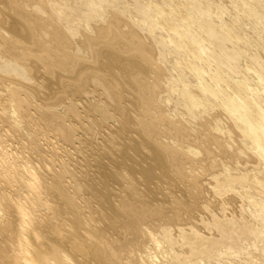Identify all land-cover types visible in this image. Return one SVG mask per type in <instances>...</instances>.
Masks as SVG:
<instances>
[{
	"label": "bare ground",
	"instance_id": "6f19581e",
	"mask_svg": "<svg viewBox=\"0 0 264 264\" xmlns=\"http://www.w3.org/2000/svg\"><path fill=\"white\" fill-rule=\"evenodd\" d=\"M107 1L0 0V264H207L247 241L264 264V104L219 84L245 34L197 0Z\"/></svg>",
	"mask_w": 264,
	"mask_h": 264
},
{
	"label": "rangeland",
	"instance_id": "374dc122",
	"mask_svg": "<svg viewBox=\"0 0 264 264\" xmlns=\"http://www.w3.org/2000/svg\"><path fill=\"white\" fill-rule=\"evenodd\" d=\"M103 1H105V0H103ZM106 1H107V0H106ZM108 1H109V0H108ZM108 1H107V2H108ZM110 1H113V0H110ZM110 1H109L108 3H113V2H110ZM118 1H119V0H116V2H117V7H120V8H121V7L123 6V8L125 9L124 6L127 5L126 8L130 7V8L128 9V11H129L128 14H130V12H131L130 16H131V15L134 16V17L137 16V15H133V14H132V13H133L132 11L135 12V9L133 8L134 6H132V5H134V4H130V6H128L129 3L127 4L126 1L123 2V0H121L120 2H122V4H120ZM141 1H142V0H141ZM145 1H146L147 4H148V5H145V6H149V3H150L149 0H145ZM145 1L143 0L142 3L146 4ZM150 1H152V0H150ZM153 1H154V0H153ZM155 1H157V0H155ZM155 1H154V3L151 2L150 5H152V3H153V4L159 3V2H156V3H155ZM158 1H160V0H158ZM170 1H171V0H169V3H168V0L160 1L161 3H160L159 5L163 4V6L166 8L167 5L170 6ZM173 1H174V0H173ZM173 1H171V4H172ZM184 1H185V0H184ZM202 1H203L204 3H203ZM229 1H230V0H228V1L226 0V2H225V0H217V1H216V0H201V1H200V0H197V6H199V7H201V8H203L204 6H205V7L208 6V7H212V8H214V9L217 10L218 12H219L218 8H221V9H222L223 12L220 10V11L222 12V16H220L221 19H219V20H221V22H220L219 20H217V19L215 20V18L213 19V20L217 21L218 23L220 22L219 25L215 22L219 27H223V26H224L223 21H225V20H228V21L225 22V24L228 23V22L234 21L235 24H236V26H237V27L235 26L236 29H238V30L241 31V32H240V31H237V30H236L235 32H236V33H237V32L241 33V34H240V35H241V38H242V36L245 34V35L243 36V38H242V39H243L242 44L239 43L240 46L238 45L239 47H236V48L242 52V53L240 52L241 54H245L246 56L244 55V56H245L244 59H243V58H242V59L240 58V60L237 62V65H238V66L235 64V65H236L235 67L237 68V71L235 70V72H234V70H231L233 74H234V73H235V74L237 73L238 75H235L234 77H233V75H232V77H231V74H232V73H231L230 76H229L228 72L226 73V71H223V73L220 75V82H219V84H221V83L223 82V84L220 86V88H224V87H225V83L228 81V78H229V77H230L231 79L234 78V80L236 79L235 81L237 82V80H239V81L243 80V79H244L243 76H245V78L247 79L246 81L249 82V83H248V87L250 88V90H251V89L254 90V91L251 90V92L255 93V90H257L256 93H258V95H256V96H257V98H259V97H260V98H259V99H256V98H254L255 96L253 97V96H251V95H250V98L253 99L254 104L258 103L257 106H259V105H261V104H264V97H263V91H262V90L264 89V86H263V84L260 83L259 80L256 79V78L258 77V78L263 82V81H264V76L261 75V76H262V77H261V76L259 75V76L261 77V78H260L259 76H257V75L254 74V71H253V70H252V71H251V70L248 71V69H247V70L245 71L244 69H246V65H247L248 67H249V66H252V67H253V65H251V64H253V63H251L252 61H251L250 59H248V56H247V55H257V56H260V60H259L260 63H259V64H261V66L264 64V60H263V58H264L263 55H264V54H263L262 52H260V50L262 49L261 47L264 46V33H263V32H264V26H263V25H264V21L261 22V20L256 19V18H255V19L252 18V20H251V18L249 17L248 12H246V13H243V12H242V9H241V8H242V5H241L242 3H240L239 0H238V1H237V0H235V1L231 0L230 2H229ZM107 2H106V3H107ZM162 2H165V3H162ZM166 2H167V3H166ZM199 2H200V3H199ZM231 2H232V3H231ZM238 2L240 3V4H239L240 6H238ZM233 3H234V4H237V5H234ZM165 4H166V5H165ZM202 4H203L204 6H202ZM206 4H207V5H206ZM119 5H120V6H119ZM182 5H184L183 2H182ZM229 5H231V6H229ZM161 6H162V5H161ZM171 7L174 8L173 5L170 6V8H171ZM229 7H230L231 9H230ZM234 7H235V8H234ZM236 7H237V8H236ZM239 7H241V8H239ZM170 8H169V9H170ZM216 8H217V9H216ZM133 9H134V10H133ZM223 9H224V10H223ZM233 9H235V10H233ZM225 11H226V12H225ZM235 11H236V12H235ZM150 12H151V11H150ZM239 12H240V13H239ZM152 13L154 14V11H153ZM152 13H149V16H150L151 18H152V16H153V18L156 17V13H155L154 15H153ZM235 13H236V14H235ZM134 14H135V13H134ZM136 14H137V12H136ZM150 14H152V15H150ZM180 15H181V14H180ZM233 16H237V17H236V18H237V22H236V20H235L236 18H234ZM246 16H247V17H246ZM214 17H215V16H214ZM226 17H229V18L231 17V18L229 19V18H226ZM232 17L234 18V20H232V19H233ZM238 17H239V18H238ZM153 18H152V19H150V18L148 19V18H147L148 21L146 20V22H143V23H142L141 27H143L144 31H145V30L148 31L149 28H151V29L153 28V29H154V26H153V25H152L153 27H152L151 25H149V23L151 22V20H153ZM135 19H138V18H135ZM155 19H156V18H155ZM240 19H244V20L246 19V20H245V22H244V20H242V22H241ZM230 20H231V21H230ZM239 20H240V21H239ZM248 20H249V21H248ZM149 21H150V22H149ZM155 21H156V20H154V21L151 22L150 24L155 23ZM253 21H254V22H253ZM248 22H249V24H248ZM144 23H145V24L147 23L146 26H147V28H148V26H149L148 29L146 28V26L144 25ZM237 23H239V24H237ZM241 23H242V24H241ZM244 23H245L246 25H245ZM243 24H244V25H243ZM247 24H248L249 26H248ZM257 24L259 25V27H258ZM154 25H155V24H154ZM238 25H239V26H238ZM254 25H255V26L257 25V26H256L257 28H256ZM144 26H145V27H144ZM241 26H242V27H241ZM250 26H252V27H251V30H252V31H250ZM253 26L255 27V29H253ZM198 27H199V26H198V23L196 22V20L193 19V23H192V25H191V27H190V29H191V31H192L191 34L194 33L195 36L197 35V33L199 34L200 29H198ZM238 27H239V28H238ZM243 27H244V28H243ZM247 27H248V28H247ZM262 27H263V28H262ZM155 28H158V27H155ZM241 28H242V29H241ZM141 29H142V28H141ZM143 29H142V30H143ZM258 29H259V30H258ZM155 30H156V29H155ZM155 30H154V32H158V34L155 35V36H157V37L159 38V36L161 35V37H160L161 40L164 39V41H163V40H162V41H163V42H166V41H167V40L165 41V38H166V37H164V35H165V36L168 35V34H167V35L164 34V33L166 32V30H161V31H160V27H159V29H157V30H159V31H157V30L155 31ZM162 31H163V32H162ZM198 31H199V32H198ZM248 31H249V32H248ZM253 31H254V32H253ZM256 31H257L258 33H257ZM159 33H160V34H159ZM200 33H201V34H199L198 36H199V37L201 38V40L203 41V45H204V51H203L204 54H203V55L207 56V58H206L205 60L203 59V61H200V62H201L203 65H205L206 67H208V73H210L209 71L214 70L215 67H216V60H215L214 55H215L216 52H217V47L214 45V43H213L210 39H208V37H207L206 34H203L202 32H200ZM239 33H238V34H239ZM242 33H243V34H242ZM262 33H263V34H262ZM247 34H248V35H247ZM258 35H259V36H258ZM255 36H256V37H255ZM260 36H261V37H260ZM168 37H169V36H167V39H168ZM247 37H248V38H247ZM258 37H260V39H259ZM246 38H247V39H246ZM254 38H255V39H254ZM261 38H262V39H261ZM247 40H248V41H247ZM250 40H251V41H250ZM261 41H262V42H261ZM250 42H251V43H250ZM254 42H255V43H254ZM258 42H259V43H258ZM166 43H167V45H168V42H166ZM262 43H263V44H262ZM250 44H251V45H250ZM254 44H255V45H254ZM165 45H166V44H165ZM246 45H247V46H246ZM256 45H257V46H256ZM258 45H259V46H258ZM242 46H244V49H243ZM255 46H256V47H255ZM248 47H250V48H248ZM252 47H253V48H252ZM259 47H260V48H259ZM171 48H172V47H171ZM171 48H168V52H169V53L167 52V55L169 54V55H168V58H167V55L165 56V58H167V59L169 60V62H170V60H171V62H172V60L175 62V59H177L176 56L180 54V53L178 54V52H180V51L177 50V51H178V52H177V51H175L176 48H175V49H173V48L171 49ZM234 48H235V47H234ZM178 49L181 50V53L183 52L182 49H180V48H178ZM241 49H242L243 51H242ZM259 49H260V50H259ZM169 50H170V51H169ZM244 50L247 51V52L249 51V52H248L249 54H248L247 52H244ZM257 50H259V51H257ZM262 50H263V49H262ZM262 50H261V51H262ZM256 51H257V52H256ZM243 52H244V53H243ZM250 52H251V53H250ZM175 53H177V54H175ZM170 54H171V55H170ZM174 54H175V55H174ZM206 54H207V55H206ZM259 54H260V55H259ZM261 54H262V55H261ZM183 55H184V53L181 54V55H179L178 58L180 57L181 60H182L183 57H184ZM261 56H262V57H261ZM171 57H172L173 59H172ZM242 57H243V56H242ZM169 58H170V59H169ZM180 58H179V59H180ZM184 58H185V57H184ZM245 58H246V59H245ZM261 58H262V59H261ZM167 59H165L166 63H167V61H168ZM179 59H177V60H179ZM177 60H176V61H177ZM247 60H249V61H247ZM262 60H263V61H262ZM179 61H180V60H179ZM179 61H178V62H179ZM169 62H168V63H169ZM239 62H240L241 65L239 64ZM242 63H243V64H242ZM248 63H249V64H248ZM250 63H251V64H250ZM172 64H173V63H172ZM172 64L169 63V65H172ZM245 64H246V65H245ZM239 65H240V68H238ZM258 66H260V65L257 64V65H255L254 67L256 68V67H258ZM261 66H260V67H261ZM260 67H259V68H260ZM249 68H250V67H249ZM259 68H258V69H259ZM263 68H264V65H263ZM209 69H210V70H209ZM242 69H243V70H242ZM226 70H227V69H226ZM228 71H229V70H228ZM244 71H245V72H244ZM248 72H250V73H248ZM252 73H253V76H252ZM255 73H256V72H255ZM256 74H258V73H256ZM262 74H264V73H262ZM182 75H184V73H183ZM239 75H240V76H239ZM236 77H237V78H236ZM238 77H240V78H238ZM255 77H256V78H255ZM185 78H186V76H185ZM185 78H183V79H185ZM207 79H208V77H207ZM187 80L189 81L188 78H186V81H187ZM190 80H191V79H190ZM234 80H233V79L231 80L230 84H231L232 86L230 85L231 88H230V86H229V90L235 88V87H234V85H235V81H234ZM239 81H238V82H239ZM258 83H260V85H259ZM236 85H237V84H236ZM236 85H235V86H236ZM256 85H257V87L262 85V86H261L262 88H260L259 90H258V89H253V88L256 87ZM258 88H259V87H258ZM261 89H262V90H261ZM260 90H261V91H260ZM259 91H260V92H259ZM261 92H262V93H261ZM243 93H244V92H243ZM246 93H247V92H246ZM246 93H245V94H246ZM259 93L262 94V95H260ZM247 95H248V93H247ZM252 95H253V94H252ZM258 96H259V97H258ZM259 102H260V104H259ZM261 108L264 110V105H263V107L261 106ZM177 113H178V112H177ZM178 115H180V113H178ZM223 119H224V120H222V121H223L222 123H223V124L225 123L224 125H225V127H227L228 124H227V122H226V119H225V118H223ZM8 143H9V142H8ZM241 191H242V190H241ZM248 207H249V206H245V208L249 210ZM249 211H252V210L250 209ZM261 224H262V223H261ZM261 224H260V226L263 225V224H262V225H261ZM261 231H262V232H260V233H264V225H263V227L261 228ZM243 244H244V245H243ZM245 244H246V245H245ZM253 244H254V243H252L251 241H249V242L247 241V242L242 243V244H241V245H242L241 247H242L244 250L241 251V254H240V253H239V254H238V253H235L236 255L233 254L232 257H231V256H230V257H227V260L230 261V260L233 259L231 262L234 261V262H233L234 264H238V263H239V264H250V259H251V257H252V254H251L252 251H251V250H253V254H254V255H258V254H259V252H258L257 250L254 251L255 249L253 248V247H254ZM242 248H241V249H242ZM249 251H250L251 253H250ZM245 252H247L246 255H244ZM248 252H249L250 254H249ZM254 252H257V253H254ZM237 254H238V255H237ZM242 255H243V257H242ZM249 255H250V256H249ZM158 256L160 257V256H162V255H161V254H158ZM234 256H235V257H234ZM244 257H245V258H244ZM223 258H224V259H223ZM231 258H232V259H231ZM217 259H218V260H217ZM229 259H230V260H229ZM236 259H237V261H240V262H237ZM224 260H226L225 257H222L221 259H219L218 257H216V258L212 259L209 263H211V264H215V262H216V264H226L225 262H226L227 260H226L225 262H224ZM222 261H223L224 263H223ZM242 261H243V262H242ZM209 263H207V264H209ZM227 263H228V262H227Z\"/></svg>",
	"mask_w": 264,
	"mask_h": 264
}]
</instances>
